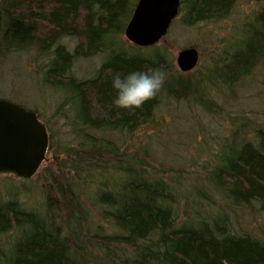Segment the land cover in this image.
<instances>
[{"label":"trees","instance_id":"obj_1","mask_svg":"<svg viewBox=\"0 0 264 264\" xmlns=\"http://www.w3.org/2000/svg\"><path fill=\"white\" fill-rule=\"evenodd\" d=\"M136 1L0 0V58L35 50L39 83L59 98L51 124L59 116L69 126L66 140L56 134L58 165L45 168L40 205L25 206L17 190L0 194V264H264V119L250 135L246 118L232 124L204 163L201 185L149 168L142 139L152 130L140 128L157 121L162 99L200 96L202 104L207 89L249 76L264 60V19L246 24L244 38L199 88L175 69L164 43L119 40ZM233 2L181 0L179 11L192 24L223 17ZM64 37L76 38L72 49ZM95 54L103 58L94 74L79 77L74 62ZM154 64L168 73L156 97L134 110L111 104L112 70ZM32 109L50 131V120ZM137 132V150L129 151ZM244 212L250 230L239 225Z\"/></svg>","mask_w":264,"mask_h":264},{"label":"rangeland","instance_id":"obj_2","mask_svg":"<svg viewBox=\"0 0 264 264\" xmlns=\"http://www.w3.org/2000/svg\"><path fill=\"white\" fill-rule=\"evenodd\" d=\"M184 13L185 10L178 12L159 42L165 44L169 58L179 71L181 70L176 64L178 50L195 47L199 52V60L187 74L197 87L206 88V71L221 66L220 59H224L232 47H235L233 44L244 38L246 24L249 26L253 22H263L264 0H234L228 13L223 17H209L192 24L183 21ZM118 38L125 47L131 45L123 32ZM62 41L72 49L76 38L64 37ZM12 54L14 55L11 59L0 58V98L20 103L27 108H35L42 118L50 120L48 132L49 136L52 135L53 149L46 153V159L30 178L0 172V194H5L7 190H17L25 206L37 207L40 205L43 187L49 176L45 168L53 170V167L58 165L54 160L55 142L59 141L56 134H61L62 141L63 138L66 140L69 126L59 116L53 120L56 123L51 124L50 113L54 111L55 102L59 98L56 99L55 95H52V89L48 90L39 83L37 63L40 60L35 50L31 53L21 51L20 54L12 51ZM102 58L101 54L80 57L74 62L73 71L82 78L93 75ZM259 64L249 76L239 77L229 85L225 82L222 87L205 89L202 104L200 96V101L189 95L178 99H162L157 109V121L143 123L140 127L152 130L145 133L142 139L145 146H149L150 149V157L146 159L148 163L150 162L149 168L152 166L164 171L162 175L166 174L167 177L175 176L179 172L186 178L185 181L199 185L197 178L207 174L204 170L207 168L203 167L204 163L215 159L216 151L221 147L220 143L225 140L224 137H229L233 133L232 124H235L238 118H246L247 126L244 128L249 130L250 135L255 125L264 119V60ZM200 77L203 79L202 82ZM195 94L198 98L199 94ZM203 101L209 103L210 109L204 106ZM139 132L128 142L134 145H131L129 151L137 150L134 143L141 140ZM149 135L151 137H148ZM147 140L151 143L148 144ZM249 220L244 212L239 225H242L244 230H250Z\"/></svg>","mask_w":264,"mask_h":264},{"label":"water","instance_id":"obj_3","mask_svg":"<svg viewBox=\"0 0 264 264\" xmlns=\"http://www.w3.org/2000/svg\"><path fill=\"white\" fill-rule=\"evenodd\" d=\"M181 0H137L123 33L134 45L148 47L159 42L178 15ZM199 60L195 47L178 50L176 64L183 72ZM49 132L37 113L0 98V172L30 178L46 159Z\"/></svg>","mask_w":264,"mask_h":264},{"label":"clouds","instance_id":"obj_4","mask_svg":"<svg viewBox=\"0 0 264 264\" xmlns=\"http://www.w3.org/2000/svg\"><path fill=\"white\" fill-rule=\"evenodd\" d=\"M167 69L161 65L136 68L130 71H111V87L115 92L111 104L129 110L141 107L156 97L164 87Z\"/></svg>","mask_w":264,"mask_h":264}]
</instances>
